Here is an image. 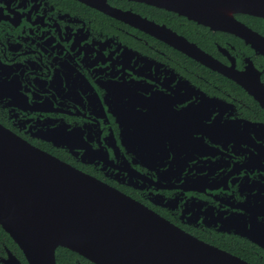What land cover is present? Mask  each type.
<instances>
[{
  "label": "flooded vegetation",
  "instance_id": "flooded-vegetation-1",
  "mask_svg": "<svg viewBox=\"0 0 264 264\" xmlns=\"http://www.w3.org/2000/svg\"><path fill=\"white\" fill-rule=\"evenodd\" d=\"M107 3L136 17L79 0H0V123L190 235L264 264V102L249 92L264 88V52L164 8ZM234 16L264 37V18ZM171 32L242 84L168 43ZM185 118L194 124L182 128ZM0 264H27L1 233Z\"/></svg>",
  "mask_w": 264,
  "mask_h": 264
},
{
  "label": "water",
  "instance_id": "water-1",
  "mask_svg": "<svg viewBox=\"0 0 264 264\" xmlns=\"http://www.w3.org/2000/svg\"><path fill=\"white\" fill-rule=\"evenodd\" d=\"M79 1L125 20L136 17L111 7L107 0ZM135 1L175 12L212 29L232 32L264 52V37L234 16L244 13L264 18V0ZM171 34L168 43L222 71L195 44ZM223 73L242 84L239 75ZM259 87L249 92L264 102V88ZM187 118L179 123L182 128L194 124ZM142 129L132 128L134 132ZM0 226L22 250L27 264H56L58 246L95 264H252L190 235L139 201L32 145L1 123Z\"/></svg>",
  "mask_w": 264,
  "mask_h": 264
},
{
  "label": "trees",
  "instance_id": "trees-1",
  "mask_svg": "<svg viewBox=\"0 0 264 264\" xmlns=\"http://www.w3.org/2000/svg\"><path fill=\"white\" fill-rule=\"evenodd\" d=\"M0 233L4 234V236L11 239L10 236L8 235V233L5 232L1 228V226H0ZM233 244H236V243H233ZM218 245L220 247L231 250V252H234V249L228 248L227 245H225L223 243H220ZM234 253L240 255V253H237V252H234ZM240 256H242V255H240ZM55 262H56V264H95V263L91 262L90 260L80 256L76 252L69 250L68 248H65L62 246H58L55 250Z\"/></svg>",
  "mask_w": 264,
  "mask_h": 264
}]
</instances>
